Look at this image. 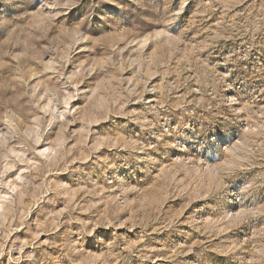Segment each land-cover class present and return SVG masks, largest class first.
<instances>
[{
	"label": "rangeland",
	"instance_id": "rangeland-1",
	"mask_svg": "<svg viewBox=\"0 0 264 264\" xmlns=\"http://www.w3.org/2000/svg\"><path fill=\"white\" fill-rule=\"evenodd\" d=\"M0 264H264V0H0Z\"/></svg>",
	"mask_w": 264,
	"mask_h": 264
}]
</instances>
